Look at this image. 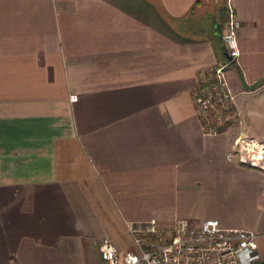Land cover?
Masks as SVG:
<instances>
[{
  "label": "crops",
  "instance_id": "obj_1",
  "mask_svg": "<svg viewBox=\"0 0 264 264\" xmlns=\"http://www.w3.org/2000/svg\"><path fill=\"white\" fill-rule=\"evenodd\" d=\"M239 55L224 133L204 135L192 94ZM71 95H77L75 102ZM264 143V0H0V264H104L134 249L127 222L215 219L264 255V170L228 161Z\"/></svg>",
  "mask_w": 264,
  "mask_h": 264
},
{
  "label": "built area",
  "instance_id": "obj_2",
  "mask_svg": "<svg viewBox=\"0 0 264 264\" xmlns=\"http://www.w3.org/2000/svg\"><path fill=\"white\" fill-rule=\"evenodd\" d=\"M238 27L239 21L228 7L221 35L225 59L203 71L192 94L194 113L204 135L224 133L230 121L236 120V95L228 83L226 68L234 65L239 55ZM76 100L77 95L70 96L71 102ZM226 159L264 170V143L237 135ZM126 225L134 249L120 254L111 239L102 236L96 243L104 264H264L255 231L221 228L215 219L197 224L179 219L167 228L158 227L155 218H150L143 228L133 222Z\"/></svg>",
  "mask_w": 264,
  "mask_h": 264
},
{
  "label": "rangeland",
  "instance_id": "obj_3",
  "mask_svg": "<svg viewBox=\"0 0 264 264\" xmlns=\"http://www.w3.org/2000/svg\"><path fill=\"white\" fill-rule=\"evenodd\" d=\"M222 33H223V32H222ZM258 252H259L260 256H261L262 258H264V255L260 252V250H258Z\"/></svg>",
  "mask_w": 264,
  "mask_h": 264
},
{
  "label": "trees",
  "instance_id": "obj_4",
  "mask_svg": "<svg viewBox=\"0 0 264 264\" xmlns=\"http://www.w3.org/2000/svg\"><path fill=\"white\" fill-rule=\"evenodd\" d=\"M222 41V40H221Z\"/></svg>",
  "mask_w": 264,
  "mask_h": 264
}]
</instances>
